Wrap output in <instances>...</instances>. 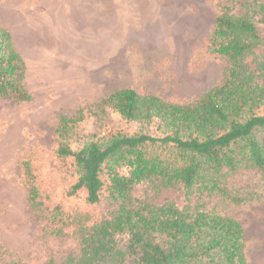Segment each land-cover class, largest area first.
I'll list each match as a JSON object with an SVG mask.
<instances>
[{"label":"rangeland","instance_id":"374dc122","mask_svg":"<svg viewBox=\"0 0 264 264\" xmlns=\"http://www.w3.org/2000/svg\"><path fill=\"white\" fill-rule=\"evenodd\" d=\"M225 2L0 0V26L24 61L23 85L30 95L24 103L0 98V262L60 263L76 250L73 238L42 235L41 217L57 206L91 221L116 209L106 191L93 206L82 195H67L75 178L69 160L56 155L59 117L83 109L85 119L70 141L73 150L110 130L160 136L155 123L126 122L109 108L94 115L95 105L126 88L185 104L218 85L224 62L209 53L207 40ZM243 9L235 4L232 12ZM254 21L264 37V18L256 14ZM25 162L40 195L39 212L26 204ZM221 185L241 201L196 192L186 200L181 187L159 190L151 183L134 187L132 197L137 203L172 202L179 209L200 204L234 218L245 231L247 263L264 264V173L242 169L223 176Z\"/></svg>","mask_w":264,"mask_h":264},{"label":"trees","instance_id":"16d2710c","mask_svg":"<svg viewBox=\"0 0 264 264\" xmlns=\"http://www.w3.org/2000/svg\"><path fill=\"white\" fill-rule=\"evenodd\" d=\"M235 4L244 9L233 13ZM256 14L264 18V0H226L207 40L209 53L224 62L222 79L194 102L173 104L126 88L95 105L94 115L109 108L126 122L155 123L160 136L110 130L73 150L83 109L59 117L56 155L69 160L75 178L67 195H82L93 206L106 191L117 207L96 221L58 206L41 217L44 237L77 241L60 263L47 264H248L245 231L234 218L200 204L179 209L172 202L137 203L132 190L151 183L159 190L181 187L186 200L196 192L238 204L222 187V177L242 169L264 173V37ZM24 76V61L0 26V98L28 102ZM23 174L26 204L39 212L28 162Z\"/></svg>","mask_w":264,"mask_h":264}]
</instances>
